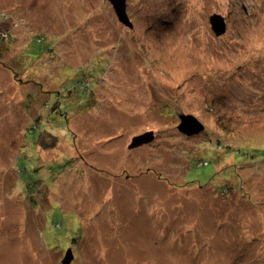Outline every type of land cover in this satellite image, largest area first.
Instances as JSON below:
<instances>
[{
  "label": "rangeland",
  "instance_id": "1",
  "mask_svg": "<svg viewBox=\"0 0 264 264\" xmlns=\"http://www.w3.org/2000/svg\"><path fill=\"white\" fill-rule=\"evenodd\" d=\"M126 4L0 0V264H264V0Z\"/></svg>",
  "mask_w": 264,
  "mask_h": 264
},
{
  "label": "water",
  "instance_id": "2",
  "mask_svg": "<svg viewBox=\"0 0 264 264\" xmlns=\"http://www.w3.org/2000/svg\"><path fill=\"white\" fill-rule=\"evenodd\" d=\"M110 2L112 9L117 20L131 28L132 23L127 15V4L126 0H107ZM211 30L216 36H221L226 32V23L224 19L217 14L212 15L209 18ZM178 131L186 136L197 135L204 131L205 126L194 116L192 115H182L179 117ZM152 138L151 133L144 134L142 136H136L133 138V142L130 145V148L136 147L142 143H147ZM73 259L72 251L67 249L64 259V264H70Z\"/></svg>",
  "mask_w": 264,
  "mask_h": 264
},
{
  "label": "trees",
  "instance_id": "3",
  "mask_svg": "<svg viewBox=\"0 0 264 264\" xmlns=\"http://www.w3.org/2000/svg\"><path fill=\"white\" fill-rule=\"evenodd\" d=\"M3 21V23L4 22H6L7 21V19H6V16H4L3 15V17L2 18H0V22H2ZM11 40V35H9V33L7 32L6 33V35L4 36L3 34H1L0 33V51H1V49H2V44L3 43H7V42H9ZM6 66V65H5ZM16 77H18V75H15ZM78 90V89H77ZM81 93H85V90H82V92ZM52 110H54L55 109V107H52L51 108ZM41 136H43V137H46V138H48V137H51V138H49V139H45L44 140V142L41 144V145H43L44 143L45 144H47V146L48 147H52V146H56V139H55V137L54 136H51L50 135V133L49 132H45V133H42L41 134ZM40 136V137H41ZM46 141H49V142H46ZM218 144V148H220V147H222L221 146V142L220 141H218L217 143H216V145ZM228 147V146H227ZM44 149V148H43ZM222 159H225L224 157L222 158ZM227 159V158H226ZM199 165H207V162H200V163H198V166ZM154 180H157V181H162V180H160V179H158V178H154ZM196 184H199L198 182H195V183H188V182H184V183H182V184H179L178 185V188H183V189H185V191H191L192 189H193V187H201V186H197ZM234 193H236V191H233V189L231 188V187H224L223 188V191L221 192V194H220V197L221 198H219L220 200L222 199V198H224V197H228V195H232V196H234ZM190 199V198H189ZM188 201H190V200H188ZM211 211V214L212 213H214L215 211H213V210H210ZM220 221V220H219ZM223 223H224V221H223ZM230 222H228V224H229Z\"/></svg>",
  "mask_w": 264,
  "mask_h": 264
},
{
  "label": "bare ground",
  "instance_id": "4",
  "mask_svg": "<svg viewBox=\"0 0 264 264\" xmlns=\"http://www.w3.org/2000/svg\"><path fill=\"white\" fill-rule=\"evenodd\" d=\"M215 5H216V3H215ZM1 33V32H0Z\"/></svg>",
  "mask_w": 264,
  "mask_h": 264
},
{
  "label": "crops",
  "instance_id": "5",
  "mask_svg": "<svg viewBox=\"0 0 264 264\" xmlns=\"http://www.w3.org/2000/svg\"><path fill=\"white\" fill-rule=\"evenodd\" d=\"M153 181H151V183H152Z\"/></svg>",
  "mask_w": 264,
  "mask_h": 264
},
{
  "label": "clouds",
  "instance_id": "6",
  "mask_svg": "<svg viewBox=\"0 0 264 264\" xmlns=\"http://www.w3.org/2000/svg\"><path fill=\"white\" fill-rule=\"evenodd\" d=\"M190 137V136H189Z\"/></svg>",
  "mask_w": 264,
  "mask_h": 264
},
{
  "label": "flooded vegetation",
  "instance_id": "7",
  "mask_svg": "<svg viewBox=\"0 0 264 264\" xmlns=\"http://www.w3.org/2000/svg\"><path fill=\"white\" fill-rule=\"evenodd\" d=\"M72 263V262H71Z\"/></svg>",
  "mask_w": 264,
  "mask_h": 264
}]
</instances>
